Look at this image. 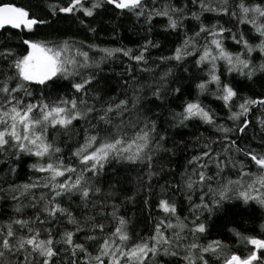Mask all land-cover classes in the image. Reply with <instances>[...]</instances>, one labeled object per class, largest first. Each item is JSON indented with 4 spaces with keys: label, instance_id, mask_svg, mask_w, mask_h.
Instances as JSON below:
<instances>
[{
    "label": "snow or ice",
    "instance_id": "obj_1",
    "mask_svg": "<svg viewBox=\"0 0 264 264\" xmlns=\"http://www.w3.org/2000/svg\"><path fill=\"white\" fill-rule=\"evenodd\" d=\"M36 7L0 0V264H264V0ZM126 24L134 47L89 42Z\"/></svg>",
    "mask_w": 264,
    "mask_h": 264
},
{
    "label": "trees",
    "instance_id": "obj_2",
    "mask_svg": "<svg viewBox=\"0 0 264 264\" xmlns=\"http://www.w3.org/2000/svg\"><path fill=\"white\" fill-rule=\"evenodd\" d=\"M14 2L20 6H33L34 10L39 12V8H37L36 6L37 5H43V4L47 3L48 0H14ZM126 27L128 28L127 31L125 30ZM60 28L61 29L70 28V30L68 31L66 36H60L57 38L66 39L69 36L76 35L77 39H85V37L82 34L76 33V25H68V24H65L62 22L60 25ZM9 31L13 35H16L17 30H9ZM119 32H120L121 38H119L117 41H113V37H112L111 33L107 32V31H102L99 33L98 36H93L92 34H88L91 37L89 42H94V43L100 44L101 46H108V47H117V46H120V44H126L130 47H134V43H132V42L136 41L137 37L132 34L130 25L126 24L125 27L119 28ZM7 34L8 33L5 32V35H7ZM169 47H171V45ZM229 47L233 51L238 50L236 48H232L230 43H229ZM158 54L159 53H154V55H158ZM165 54H168V53H165ZM255 55L256 54H254V56ZM121 59H124L125 63L127 62L125 58H121ZM121 71H122V66H121V63L119 60L116 61L115 63L104 66V73L112 78V82H113L114 86L117 85V82L120 80V77L117 74L120 73ZM255 87H256L257 91L261 90L259 84H257ZM203 102L205 104H207L209 102V104L211 105L212 108L218 110V105H217V103H213L211 96L207 97L206 99H203ZM222 115H223V113H222ZM205 127H207V126H202L199 128L189 126V128L183 129V131L185 133V135L183 137L185 143L181 144L179 148L175 149L177 154L175 157L172 158L171 164L168 163V158L164 157L163 161H161V162H163L165 164V167H175L177 165V163L185 162L186 157L191 155L192 152L195 150V137L197 135H199L200 133H204L205 136L208 135V133L205 132V130H204ZM254 133H256V140L250 141L252 143L253 147L256 146V141L259 140L258 129L250 128L248 130L249 137H252ZM177 139H179V137ZM68 143L71 144L72 141H68ZM5 171H7L6 167L4 165L0 164V175H3V172H5ZM28 175H31V173L28 172V170H26V169L18 170L17 182L26 181ZM132 177H133V181L128 185V187L135 190V187H136L135 173H132ZM139 208H140L139 204H136L135 206H133L132 204H128L127 206H125L121 209L120 214L127 212V216L129 218H131L132 221H134V222L138 221V224L136 227L137 233L146 236L148 234V232L146 230V224L143 220V216L147 215V212H138L137 209H139ZM10 211H11L10 203L9 204H0V224L6 222V220L8 219V215H6L5 213L10 214ZM153 214L155 215V213H153ZM147 223L149 225L151 224V218H149ZM257 223H259V222H257ZM106 224H110V226H115V221H111V222L106 221ZM249 234L256 235L257 233H249ZM213 235H216V234L214 233ZM228 242L235 244V241L231 240V239H229ZM244 251H247V249H244Z\"/></svg>",
    "mask_w": 264,
    "mask_h": 264
},
{
    "label": "rangeland",
    "instance_id": "obj_3",
    "mask_svg": "<svg viewBox=\"0 0 264 264\" xmlns=\"http://www.w3.org/2000/svg\"><path fill=\"white\" fill-rule=\"evenodd\" d=\"M207 104H209V102L207 103ZM210 105V104H209ZM211 106V105H210ZM167 259V258H166ZM149 264H151V262H149Z\"/></svg>",
    "mask_w": 264,
    "mask_h": 264
}]
</instances>
